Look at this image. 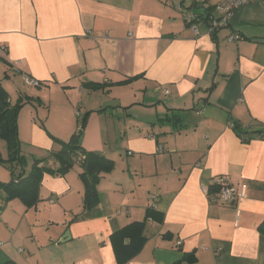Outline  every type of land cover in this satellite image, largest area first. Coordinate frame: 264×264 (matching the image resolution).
I'll list each match as a JSON object with an SVG mask.
<instances>
[{"label": "crops", "instance_id": "obj_1", "mask_svg": "<svg viewBox=\"0 0 264 264\" xmlns=\"http://www.w3.org/2000/svg\"><path fill=\"white\" fill-rule=\"evenodd\" d=\"M221 1L0 0V83L21 106L26 170L85 117L82 146L115 161L89 214L79 164L45 174L33 207L0 187V264H119L112 233L152 207L146 244L125 264H264V0L214 30L198 17L196 34L184 14L200 10L190 5ZM116 89L127 95L108 100ZM121 107L133 121L120 146ZM0 166L9 182L10 163ZM217 178L245 186V196L216 202L208 191Z\"/></svg>", "mask_w": 264, "mask_h": 264}, {"label": "trees", "instance_id": "obj_2", "mask_svg": "<svg viewBox=\"0 0 264 264\" xmlns=\"http://www.w3.org/2000/svg\"><path fill=\"white\" fill-rule=\"evenodd\" d=\"M198 3H192L190 8L199 9L193 12L197 18H204L206 22L209 21V26L213 21L220 19L214 17L213 13L216 6H198ZM217 11V10H216ZM228 24V21L227 23ZM224 24V25H226ZM264 42V40H263ZM134 78H129L119 82L104 84V83H86L94 89H104L113 85H124L133 81ZM9 94L5 87L0 83V138L4 139L7 144L8 155L7 159H3L0 153V163H10V171L13 178L9 182L0 181V187L6 193V199L12 200L15 198L20 199L27 207H33L40 201V187L45 174L64 176L73 169L75 164H79L82 168L80 178L84 183V197H83V210L84 214H89L100 203V195L98 185L101 177L105 173H110L115 168V161L99 151H91L84 148L81 144L82 132L85 128L86 117L80 120V125L68 140H54L60 144L58 150L52 151L46 157H35L29 170L28 160L25 155L21 153V142L19 138L18 114L21 108L20 105H11ZM43 127L44 124H41ZM235 128L240 129V125L234 124ZM241 134L245 132L240 131ZM261 136L264 133L261 132ZM243 140L247 141V138ZM50 160L57 165L52 167L49 165ZM220 184L214 181L209 186L208 193L215 196L220 191ZM213 198V197H211ZM152 208L147 211L145 219L132 222L112 233L111 237L114 242L115 257L119 264H125L128 260L134 258L140 253L148 239L146 235L147 225L149 219L154 215ZM128 240V241H126ZM188 255L189 260H193ZM3 264H17L14 260H9Z\"/></svg>", "mask_w": 264, "mask_h": 264}, {"label": "built area", "instance_id": "obj_3", "mask_svg": "<svg viewBox=\"0 0 264 264\" xmlns=\"http://www.w3.org/2000/svg\"><path fill=\"white\" fill-rule=\"evenodd\" d=\"M250 0H222L215 8L220 13V19L213 21L212 25L210 26V30H214L216 27L220 25H224L227 23L228 19L232 16L235 9L238 7L248 3ZM196 14L193 11H187L184 14V19L193 31L197 34L198 28L194 19L196 18ZM240 36L238 34H233L229 37L230 41H238L240 40ZM4 48V47H3ZM30 84L38 85V81L33 79H27ZM165 93H169L168 89H165ZM159 151H162V148L159 147ZM219 183L220 191L218 194L213 198L216 202L225 205H235L239 202V200L245 196V186H242L241 189L237 188L235 184L230 183L225 178H217L215 180ZM206 190V188H204Z\"/></svg>", "mask_w": 264, "mask_h": 264}, {"label": "rangeland", "instance_id": "obj_4", "mask_svg": "<svg viewBox=\"0 0 264 264\" xmlns=\"http://www.w3.org/2000/svg\"><path fill=\"white\" fill-rule=\"evenodd\" d=\"M102 95L103 94L101 93V96ZM124 95H127V92L125 90L116 89L108 95V100L112 101L114 96H124ZM121 108L122 109L117 108V111H119L120 113H118L116 115L119 118H116V120H115L117 124H116V126L114 125V128H113L114 138L112 137L113 139H116L118 141L116 143H117V145H120V146H121V143H123L122 139L124 138V133H125L126 129H129L131 127L130 123L133 121V119H130V117H129V115H127V113H124L125 112L124 107H121ZM138 110H142V109H138ZM150 113H153V112L150 111ZM120 115H121V117H120ZM57 118H58V115H57ZM57 118H55V120L51 121L50 123H53L54 121L56 122ZM136 120L138 122H140V119H136ZM111 143H112L111 145H113L114 141H111ZM0 146H1V149L4 152V154L6 155V153H8L7 147H6V142L1 138H0ZM117 150H119L120 154L124 157L126 149H117ZM118 155H119V153H118ZM114 156H115V154H114ZM1 169H3V166H0V171H1Z\"/></svg>", "mask_w": 264, "mask_h": 264}, {"label": "water", "instance_id": "obj_5", "mask_svg": "<svg viewBox=\"0 0 264 264\" xmlns=\"http://www.w3.org/2000/svg\"><path fill=\"white\" fill-rule=\"evenodd\" d=\"M65 235H66L65 238L68 237L69 236V231H67Z\"/></svg>", "mask_w": 264, "mask_h": 264}]
</instances>
